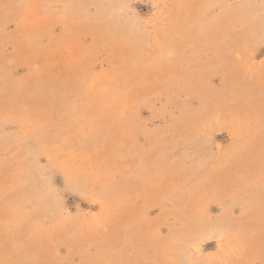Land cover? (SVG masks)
<instances>
[{"label": "rangeland", "instance_id": "obj_1", "mask_svg": "<svg viewBox=\"0 0 264 264\" xmlns=\"http://www.w3.org/2000/svg\"><path fill=\"white\" fill-rule=\"evenodd\" d=\"M0 264H264V0H0Z\"/></svg>", "mask_w": 264, "mask_h": 264}]
</instances>
